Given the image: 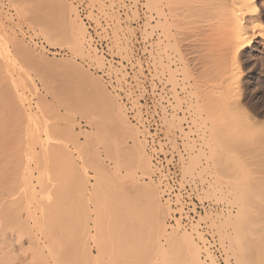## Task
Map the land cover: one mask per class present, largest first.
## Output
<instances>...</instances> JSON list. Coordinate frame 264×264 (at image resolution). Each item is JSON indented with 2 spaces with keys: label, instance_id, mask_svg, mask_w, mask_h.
Returning a JSON list of instances; mask_svg holds the SVG:
<instances>
[{
  "label": "rangeland",
  "instance_id": "rangeland-1",
  "mask_svg": "<svg viewBox=\"0 0 264 264\" xmlns=\"http://www.w3.org/2000/svg\"><path fill=\"white\" fill-rule=\"evenodd\" d=\"M48 1L0 0V95H2V97L0 96V120L1 118L3 120L0 122V127L2 126L0 129V188L3 190L2 197L0 194L2 205H0V215L3 212V215L6 216L5 223H8L9 220L13 223L11 220L14 219L13 224L17 226L14 229L13 224L12 227H8V224L2 222L4 217L0 216V264H190L186 251L180 244L183 240L182 233L184 236H190L196 243L202 264H209L211 260H213V264L215 263L210 254L211 260L207 256L208 253L204 247L206 242L204 234H209L218 243L225 255L224 264H238V260L241 261L240 257H244L243 255L246 253L245 245L248 242L259 244L261 236L264 234V158L261 155V150L259 151V147L256 146L258 142L254 145L258 151L253 147L251 155L247 152L227 151L233 153L230 154L223 152L218 146L214 147V150L211 149L210 146L215 144L214 142H207L209 145H206L205 139L201 141L199 139L202 136L199 133H201L200 128L203 125L206 126V136L211 130L208 127L207 131V125L211 124L210 119L209 122L203 120L205 116L207 117L205 113H209V110L204 101L202 103L197 96L200 95L202 84L203 89L207 87L204 85L206 83H209L208 86L212 89L211 85L214 86L217 80L214 73L210 74L209 70L215 60L213 58L215 55L210 56L213 54L210 49L215 45L220 46L222 43L219 42L224 40L221 24H218L222 15L219 13L218 19L215 10L219 1L204 0L206 1L205 8L201 9L204 16L201 14L203 16L201 18L200 11H195L199 9L196 0H187V2L181 0V3L178 2L180 0H174L177 1L175 2L177 7L173 6V1L171 9L174 10L175 7L177 12L172 11L171 15L174 17L172 19L175 20L176 26L170 22L171 26L168 27V24L161 23L164 21L162 16L154 14L155 10L150 8L148 0H85L92 11H96L100 18L110 22L111 26L107 24L106 29L110 27L109 31H111L114 45L122 56V60L131 58L133 53L131 39H134L135 44H141V58L137 59L136 63L134 62V68L139 76L143 78L148 76L150 60H154L156 63V58L154 59L153 56L156 54L154 42L158 43L159 53L165 57L170 52L177 57L176 63H169V67L164 69L165 82L170 87L169 93L173 88L177 94L174 100L177 99V101L176 105H171V113L164 115L163 121L167 131H180L184 135L183 147L186 153L183 165L184 173L193 176L200 184H206L205 188L200 190L199 200L210 202L216 205V208L218 207L216 210H208L198 215V218L188 227L181 224V218L178 220L172 218L173 214L182 213V208L175 207L178 203L172 207L162 198L160 186L153 178L155 171L149 153L146 151L144 133L138 125L129 119L126 105L123 104L119 95L108 88L99 74L90 69V65L86 61L90 60L87 58L90 54L85 40L82 52L75 51L68 43H65V40L64 42L63 39L60 38V40L57 33L55 34V29H58V19L65 14H62V11V13L57 12L59 9L56 6L53 7V0ZM58 1L66 5L67 8L63 11L69 12H65L66 17L61 18L59 22L63 20L61 23L65 25L64 19L67 17L66 21L68 22L76 18L77 23L86 33L83 23L76 15L74 0ZM201 1L203 2V0ZM192 2L196 4L194 5ZM183 3L186 5L192 3L189 5V9H192V6L197 8L189 10L188 6L186 7ZM260 3L264 11V0H260ZM164 5V1H161L156 6L160 9ZM92 11L90 17L98 19V16L94 15ZM152 13L156 16V20L161 19L159 22L161 25L156 26L153 19L149 20V15ZM194 14L196 16L199 14V16L196 17ZM192 20L195 22L193 21V23ZM186 23L191 24L193 28ZM153 24L157 28L153 27L152 30ZM194 32H196V38L193 36ZM202 32L204 33L202 34ZM199 38L200 40L195 42V39ZM201 38H205L204 43L200 42ZM221 38L222 41L215 42L216 39ZM205 42L207 43L203 50L206 51H203L202 54L206 57L202 55L199 58V54L196 53L201 48L198 45H204ZM210 42L218 44L214 45ZM255 42L253 51L246 49L241 57L244 75L240 94L242 102H244V98H247L249 104L251 103L244 107L254 114L257 122L264 124V42L262 43L258 37L255 38ZM194 45L193 49L196 51L197 58L194 57L192 63L190 58L192 59L193 54H190L192 52L190 46ZM207 46L208 49H206ZM177 47L181 48V54L177 51ZM221 47L220 50L224 51L225 44ZM195 48L199 50L197 51ZM217 48L212 50L216 51ZM224 52L226 53V50ZM208 53L210 54L208 55ZM218 55L216 56L218 57ZM97 58L94 57V60L101 64L100 59ZM94 60L91 61L95 62ZM203 60L205 62L208 60L207 63L209 60L212 62L208 63L209 66L208 64L200 66L199 64ZM158 61L161 63L162 59L159 58ZM204 61L202 63H205ZM97 63V66H102ZM199 66L204 70V74L208 75L209 73V77L203 76L204 74L202 75L204 78L198 76ZM73 69H79L82 74L78 72L79 70ZM159 69L161 72V67ZM165 73L160 76L164 77ZM89 79L96 80L102 90L115 100L116 105L114 106L122 111L125 124L120 126L112 109L104 107L101 111L100 93L88 85ZM211 80H215V82L211 84ZM195 82L199 84H193ZM195 85L196 88L193 87ZM210 88L209 92L213 93ZM193 95L197 97V102ZM7 98L9 102L6 100ZM11 101L19 109V114L16 112L17 110L15 111L18 116L14 112V116L12 114L13 105H9ZM186 101L190 104L184 105L183 102ZM83 105L86 106V109ZM231 106H224L227 116L230 114L228 109L231 110ZM13 108L15 110L14 106ZM83 108L85 111H82ZM205 108L207 109L205 110ZM95 111H99V113L97 112L99 115L94 114ZM256 111L260 113L257 115ZM13 118L17 120L14 122ZM187 121L190 124L187 130H184L183 124ZM101 123L102 125L99 127L98 125ZM103 125L105 129H103ZM214 127L212 128L214 129ZM254 135L259 140L258 146H264V134L255 133ZM203 136V138L206 137L205 133ZM133 137L136 138V143L142 148L148 159V167L143 172L137 171V174L132 166L133 154L131 153L130 157L129 151L133 147ZM2 149L3 151H1ZM232 160H237L236 164H233ZM13 178L14 180H12ZM12 187L16 189L12 190ZM145 188L147 191H144ZM12 191L14 192L11 193ZM144 195L147 199L144 198ZM148 196L157 198L158 204H156L162 211L160 219L155 220L157 218L155 208L158 207L149 200ZM14 197L20 198L17 203V200L12 201L15 199ZM2 198L4 201L1 200ZM9 201L13 202V205L16 204L11 207ZM3 205L6 207L2 208ZM13 208L21 210L19 209L18 212L13 210L14 214L12 215ZM8 209L10 210L7 211ZM238 211L240 212L238 215H242L239 218L249 217L254 223L257 222L260 225L255 227V232L258 233L255 237L252 236L253 238L246 237L248 230L241 226L247 232L243 230L246 233H244L245 235L242 233L240 245L243 251L239 255L228 246L230 241L231 243L235 242L229 238L233 231L229 228L228 222L234 221L232 215L235 216ZM15 219H17L16 222L18 221L17 224ZM154 220L156 223L159 220L160 223L157 224L162 226L159 227L155 223V226H158L155 228ZM3 226L4 228L1 229ZM23 227L26 228L25 231L22 229ZM21 229L24 233H21ZM258 229L259 231H257ZM172 231L176 232L175 238L169 234ZM49 237L51 245L47 239ZM29 239L30 242L31 239L36 241L30 243ZM32 243L34 244L32 245ZM257 248L259 247L256 246L255 249ZM7 250L9 254H5ZM254 251L252 250L251 255L249 254L251 258L253 257L251 262L256 257L257 252ZM245 257L244 264H248L250 259L247 258V255ZM252 263L256 264V261Z\"/></svg>",
  "mask_w": 264,
  "mask_h": 264
},
{
  "label": "bare ground",
  "instance_id": "bare-ground-1",
  "mask_svg": "<svg viewBox=\"0 0 264 264\" xmlns=\"http://www.w3.org/2000/svg\"><path fill=\"white\" fill-rule=\"evenodd\" d=\"M48 1V0H47ZM49 1H52V0H49ZM48 1V2H49ZM161 1H164V6H162V8H157V3H159V2H161ZM173 1L174 0H148V5L150 6V8H152V10H155L154 11V14L156 15H160V16H162L161 18H163V20L164 21H162L161 23L163 24V23H166V24H168V27L169 26H171V23H174V19H172V11H174V12H177V11H175V7L173 8L174 10H172L171 8L173 7V6H176L177 7V4L175 3V2H177V1H174V4H176V5H174L173 4ZM186 2H187V0H185ZM195 1V0H194ZM197 2L196 3H198L197 5H198V7H199V9H197V10H195L194 8H197V7H195V6H192V9H194L196 12H198V11H200V15L203 13V9L205 8V2L206 1H204L203 0V2L201 1V0H196ZM215 1V0H214ZM219 2H217V4H216V6H215V10H216V14H217V16L216 17H218V19H219V13L222 15V17H221V20L219 19V23L218 24H221L220 26L222 27V30H223V39L221 38V39H219V40H217L216 39V41L215 42H217V41H222L223 40V42H219V43H222V44H220V46L221 45H223L224 46V44H225V50H226V53L224 52V51H221L220 49H222V47L220 48V46L218 45V46H216L215 44H218V43H213V42H210V43H213L214 45H215V47L214 48H212V49H216L217 47H219V48H217V50L215 51V50H212V49H210L211 50V52L213 51V54H210V53H208V55L210 54V56L211 55H215V56H213V58L215 59L214 60V63L212 62V61H210L209 60V62H212V66H211V64H210V66L213 68H210V70H212L211 72H210V70H209V73L211 74L212 73V75H213V73H214V76H216V78H217V80H216V84L213 86V85H211L212 86V89L208 86L209 85V83H206V84H204L205 86H207V87H209L210 88V90H211V92L213 91V93H210L209 92V88H205V89H203V84L200 86L201 87V89H200V95H198L197 97L198 98H200V101H202V103H203V101H204V103L206 104L205 106L208 108V110H209V113H205V114H207V117L205 116L204 118L205 119H203V120H205V122H209V119H210V122H211V124L210 123H208V124H210L209 126L207 125V128L209 127L211 130L207 133L208 135L206 136V126H202V128H200V130H201V133H199V134H201L202 136H201V138H199V137H197V138H199L200 139V141L201 140H204L205 139V144L207 143V142H209V143H215V144H212V146H210V148L211 149H213L214 147H216V146H218V148H220L223 152H227V151H234V152H247V153H250V155L252 154V152H253V147H254V149L256 148V150H257V147H259L258 148V150L260 151V152H262L261 153V155H263L262 157L264 158V146H258V144H259V140H258V138H256L255 137V133H261V134H264V124L263 123H260V122H257V120L255 119V116H254V114L253 113H251L250 112V110H247V108H245L244 107V105H251V103L249 104V101L247 100V98H244V102H242V97H241V94H240V88L242 87V79H243V67H242V64H241V57H242V54H243V52L246 50V49H248V50H250V51H253V45H254V43H256L255 42V38L256 37H258L259 39H260V41L263 43L264 42V11H263V9H262V6H261V3H260V0H218ZM42 2H44V1H42ZM178 2H180L181 3V0L180 1H178ZM182 2H184V1H182ZM189 2V1H188ZM212 2V1H211ZM53 7L55 8V6L59 9H57L56 8V11L59 13V12H61L62 14H65L66 15V13H69V12H67V11H63L64 9L66 10V5L63 3V2H61V1H58V0H53ZM193 3V2H192ZM192 3L191 4H188V5H186V4H184L188 9L190 8L189 7V5H192ZM196 3H193L194 5L196 4ZM216 3V2H215ZM49 4V3H48ZM47 4V5H48ZM51 5H52V2L50 3ZM172 4H173V6H172ZM182 4V5H183ZM218 5V6H217ZM147 6V5H146ZM201 7V8H200ZM186 8V9H187ZM149 9V8H148ZM177 10H179V8H176ZM186 9H184V10H186ZM192 9H189V10H192ZM202 9V10H201ZM55 10V9H54ZM183 10V11H184ZM75 11H76V9H75ZM182 11V10H181ZM56 12V13H57ZM150 12V11H149ZM174 12H173V14H174ZM188 12V11H187ZM202 12V13H201ZM204 12H205V10H204ZM151 13V12H150ZM178 13H181V12H178ZM185 13V12H184ZM189 13H193V12H189ZM189 13H187V14H189ZM61 14V15H62ZM75 14V13H74ZM154 14L152 13V14H150L149 15V20H151V19H153L154 20V23L155 24H157L156 26H159V22L161 21V19H159V21L158 20H156L157 18H156V16H154ZM183 14V13H182ZM199 14L197 15V16H199ZM206 15H207V13H205ZM59 15V14H58ZM64 15V16H65ZM76 15L78 16V12L76 11ZM179 15V14H178ZM181 15V14H180ZM191 15V14H190ZM195 15V14H194ZM203 16H204V14H202ZM201 15V18L203 17ZM56 16H57V14H56ZM64 16L62 15V17H60L59 19H58V22H59V20H61V18L63 19L64 18ZM69 16V15H68ZM71 16V15H70ZM76 16V17H77ZM160 16H158V17H160ZM171 16V17H170ZM174 16H175V14H174ZM176 16H177V14H176ZM182 16V15H181ZM196 16V15H195ZM196 16V17H197ZM59 17V16H58ZM66 17V16H65ZM179 17V16H178ZM192 17V16H191ZM190 17V18H191ZM196 17H194V18H196ZM208 17V16H207ZM68 18V17H67ZM67 18L66 19H64L65 21L67 20ZM78 18H79V16H78ZM174 18V17H173ZM176 18V17H175ZM184 18V17H183ZM69 19H71V17H69ZM68 19V20H69ZM80 19V18H79ZM186 19H187V16H186ZM191 19H193V18H191ZM208 19V18H207ZM64 21V23H65V25H66V22H67V25H66V27H64L65 25H63V23H61V22H63V20L61 21V22H59V23H61V24H59L58 22H57V26H58V29H55V34L59 37V39L61 38V39H63L62 41L64 42V40H65V43L67 44L68 43V45L69 46H71V48H73L75 51H81L82 52V47H83V43H84V40H85V42L87 43V47H88V53L90 54L89 55V57H87V58H89L90 60H94V57H95V59L98 57L99 59H100V63L101 64H99V63H97L95 60V62L97 63V64H99V65H105V63H104V60H102V57L100 56V54L93 48V47H91L90 46V39H89V36L87 35V31H86V33H85V30L83 29V28H81V26H80V24L79 23H77V21H76V18L75 19H72V20H69V22L68 21H66L65 22ZM81 21V20H80ZM177 21V20H176ZM188 21V20H187ZM189 21H191L190 19H189ZM194 20H192V22H193ZM196 21H197V19H196ZM202 21H203V19H202ZM206 21V20H205ZM171 22V23H170ZM195 22V21H194ZM193 22V23H194ZM201 22V21H200ZM200 22H198V23H200ZM179 23H180V21H179ZM184 23V22H183ZM193 23H192V25H193ZM197 23V22H196ZM217 23V22H216ZM215 23V25H217ZM155 24H153L152 25V30H153V27L156 29L157 27H155ZM176 24H178V23H176ZM186 24H188V23H186ZM61 25V26H60ZM161 25V24H160ZM174 25H175V23H174ZM180 25H182V24H180ZM184 25H185V23H184ZM188 25H190L191 26V24H188ZM176 26V25H175ZM179 26V25H178ZM177 26V27H178ZM186 26V25H185ZM204 26V25H203ZM60 27V28H59ZM192 27V26H191ZM205 27V26H204ZM221 27H220V29H221ZM62 28V29H61ZM179 28V27H178ZM193 28V27H192ZM201 28V27H200ZM216 28L218 29V27L216 26ZM215 28V29H216ZM59 29H60V31H59ZM86 29V28H85ZM194 29H196V28H194ZM198 29V28H197ZM196 29V30H197ZM203 29V28H202ZM183 30V29H182ZM192 30V29H191ZM207 30V29H206ZM219 30V29H218ZM218 30L216 31L217 33H218ZM221 30V31H222ZM56 31H59V32H56ZM180 32H182L181 30H179ZM184 31V30H183ZM186 31V30H185ZM188 31V30H187ZM170 32V31H169ZM207 32V31H206ZM210 32V31H209ZM215 32V31H214ZM85 33V34H84ZM179 34V32L177 31L176 32V34ZM190 33H191V31H190ZM195 33L196 32H194V34H193V36H195ZM201 33V32H200ZM204 32H202V34H203ZM213 33V32H212ZM222 33H221V35H222ZM55 34H53V35H55ZM177 34V35H178ZM192 34V33H191ZM198 34V31H197V33H196V35ZM172 35V34H171ZM217 35H219V34H217ZM151 36V35H150ZM176 36V35H175ZM186 36V35H185ZM188 36V35H187ZM198 36H199V34L197 35V38H198ZM202 36H204V35H202ZM207 36V35H206ZM206 36H204V37H206ZM53 37V36H52ZM56 37V36H55ZM192 37V36H191ZM200 37H201V35H200ZM219 37H221V36H219ZM218 37V38H219ZM167 38H168V36H167ZM194 38H196V36L194 37ZM208 38V37H207ZM213 38V37H212ZM56 39H58V38H56ZM60 39V40H61ZM185 39H187V38H185ZM205 39V38H204ZM204 39H202L201 38V40L202 41H200V42H203V40ZM200 40V38L199 39H195V42L196 41H199ZM207 40V39H206ZM211 40V39H210ZM59 41V40H58ZM67 41V42H66ZM190 41H192V40H190ZM213 41V40H212ZM194 42V41H193ZM199 42V43H200ZM208 42V41H207ZM207 42H205V44L203 45V44H199L198 45V47L199 48H201L200 49V51H198L199 49H196V48H198V47H196L195 49L198 51V53H196V54H199V58H201L202 57V52L204 51L203 50V48H204V46L206 45V43ZM60 43H62V42H60ZM204 43V42H203ZM209 43V42H208ZM164 44L166 45V43L164 42ZM196 44V43H195ZM157 45H158V43L157 42H154V46H155V51H156V54H153V56H154V59L156 58V61H158L159 60V58H161L162 59V61H161V63H159V65H160V67H161V72H160V74H162V73H165V67H169V63H171V64H173V63H176L177 61V57H175L174 55H173V53H169L168 54V56L167 57H165L162 53H159V48L157 47ZM197 45V44H196ZM208 45V44H207ZM161 46V45H160ZM212 46V45H211ZM173 47V46H172ZM193 47H195V45L194 46H190V51H192V52H190V54L192 55L193 54V57H192V59L190 58V61L192 60V63H193V58L194 57H196L197 58V55L195 54V52L196 51H194V49H193ZM210 48V47H209ZM162 49V48H161ZM180 47H177V51L181 54V52H180ZM206 49H208V46H207V48ZM219 49V50H218ZM206 51V50H205ZM204 51V52H205ZM218 51V52H217ZM221 53H220V52ZM203 52V53H204ZM207 52H208V50H207ZM215 52H217V54H215ZM227 54V56H225V54ZM93 54V56H92V54ZM218 53H219V55H218ZM224 55H223V54ZM245 54V53H244ZM207 55V54H206ZM216 55H218V57L216 56ZM180 56V55H179ZM201 56V57H200ZM204 56V55H203ZM204 57H206V56H204ZM209 57V56H208ZM216 57H217V60H216ZM224 57H225V59H224ZM97 58V59H98ZM180 58H182V57H180ZM211 58V60H212V57H210ZM203 59V58H202ZM207 59V58H206ZM205 59V60H206ZM179 61H181L180 59H178ZM254 60H255V58H254ZM196 61V60H195ZM204 61V60H203ZM202 61V62H203ZM208 61V60H207ZM207 61L205 62V63H198L200 66H201V64H204L205 66L209 63H207ZM197 62V61H196ZM181 63V62H180ZM262 63H263V61H262ZM178 66V65H177ZM176 66V67H177ZM199 66V67H200ZM208 66H209V64H208ZM207 66V67H208ZM214 66V67H213ZM184 67V66H183ZM204 67V66H203ZM206 67V68H207ZM253 67V66H252ZM66 68V67H65ZM64 68V69H65ZM205 68V67H204ZM209 68V67H208ZM67 69V68H66ZM198 69V68H197ZM202 68L200 67L199 68V70H198V76H200V78H204V77H202V75L204 74L203 72H204V70L202 69ZM73 70H75V69H73ZM76 70H79V69H76ZM75 70V71H76ZM153 70L156 72V68L154 67L153 68ZM170 70V69H169ZM173 71V70H172ZM175 71V70H174ZM193 71V70H192ZM80 74H82L81 72H80V70L78 71ZM155 72L152 74V75H155ZM207 73H208V71H207ZM209 73H208V75L205 73L203 76H206L207 75V77H209ZM175 74H176V72H175ZM188 74V73H187ZM211 75V76H212ZM164 77H165V79H164V83L166 84V82H165V80H166V73H165V75H164ZM213 77V76H212ZM199 78V79H200ZM215 78V79H216ZM162 79V80H163ZM187 79V78H186ZM194 79V78H193ZM198 79V80H199ZM211 79V78H210ZM213 79V78H212ZM188 80V79H187ZM207 80H208V78H207ZM193 81V80H192ZM195 81V80H194ZM208 81H210V80H208ZM207 81V82H208ZM199 82V81H198ZM212 82L214 83L215 82V80L213 81V80H211V84H212ZM87 83H88V85H90L91 87H92V89H95V90H97L99 93H100V102H102L101 103V111H102V109L104 108V107H106V108H110V109H112V113H113V115H114V117H115V119L119 122V124H120V126L121 125H123V124H125V122H124V115L122 114V111L120 110V108H116V106H114V105H116L115 104V100L112 98V97H110L108 94H106L105 93V91H103L102 90V87L100 86V84L96 81V80H93V79H89L88 81H87ZM197 82H195V83H193V84H196ZM200 83H203V82H201L200 81ZM197 84H199V83H197ZM188 85V84H187ZM198 86V85H197ZM204 86V87H205ZM261 86V85H260ZM193 87H195L196 88V85L195 86H193ZM184 88V87H183ZM197 90H199L198 88H197ZM197 90H194V91H197ZM202 91V92H201ZM188 93V92H187ZM193 93V92H192ZM195 93V92H194ZM193 93V94H194ZM197 94H199L198 92H196ZM197 94H195V95H197ZM5 95V94H4ZM175 95L177 96V94H176V91L172 88L171 89V94H170V98H172V101L168 98L166 101H165V104L166 105H176V101H177V99H175L174 100V97H175ZM187 95V94H186ZM195 95H193V97H194V100H195V102H197L196 101V99H197V97L195 96ZM1 97H2V95H0ZM192 96V95H191ZM214 96V97H213ZM188 97V96H187ZM216 97V98H215ZM6 98V97H5ZM250 99V98H249ZM8 102H9V100H8V98L6 99ZM11 100V99H10ZM198 100V99H197ZM6 101V102H7ZM2 102V101H1ZM3 102H5V101H3ZM178 103V102H177ZM187 103H188V101H186L185 103L183 102V104L184 105H187ZM5 104V103H4ZM10 104H12V101L9 103V105ZM13 104H15V103H13ZM12 104V105H13ZM182 104V105H183ZM188 104H190V103H188ZM193 104H195V103H193ZM259 104V103H258ZM6 105V104H5ZM8 105V106H9ZM196 105H197V103H196ZM225 105H232L231 107H230V109L231 110H229L228 109V111H230V114H228L229 116H227V112H225L224 111V106ZM254 105V104H253ZM3 106V105H2ZM13 106L15 107V110H14V108H13ZM12 106V114H13V112L15 113V111L18 113V108H16V105H13ZM84 106V108L86 109V106L85 105H83ZM203 106V105H202ZM204 106V107H205ZM256 106V105H255ZM7 107V106H6ZM11 107V106H10ZM99 107V108H100ZM3 108H5V107H3ZM7 108H9V107H7ZM83 108V110L82 111H85V109ZM195 108V107H194ZM207 108H205V110L207 109ZM81 109H82V105H81ZM81 109H80V112H81ZM8 110V109H7ZM194 110V109H193ZM125 111H126V109H125ZM195 111V110H194ZM197 111V110H196ZM9 112V111H8ZM11 112V111H10ZM98 113H99V111H97ZM96 111L94 112V114L95 113H97ZM199 112V111H198ZM207 112V111H206ZM224 112H225V114H226V116H225V114H224ZM17 113H15V115L17 114ZM20 113V112H19ZM18 113V114H19ZM83 113V112H82ZM85 113V112H84ZM97 113V114H98ZM260 112L258 111H256V114L258 115ZM1 114V113H0ZM18 114L16 115V116H18ZM11 115V114H10ZM99 115V114H98ZM197 115H199V114H197ZM13 116H14V114H13ZM20 116V115H19ZM200 116V115H199ZM224 116H225V118L228 120V123H227V120L224 118ZM2 117V116H1ZM17 118V117H16ZM20 118V117H19ZM18 118V119H19ZM100 118V117H99ZM14 119V122H15V120H17V119H15V118H13ZM1 120H2V118H1ZM1 120H0V122H1ZM226 120V121H225ZM243 120V122H241V121ZM3 121V120H2ZM13 121V120H12ZM229 121H230V124H229ZM13 122V123H14ZM130 122V121H129ZM205 122H203V123H205ZM3 123V122H2ZM229 124V125H228ZM14 125V124H13ZM20 125V124H19ZM100 125H102V123L101 124H99L98 126L100 127ZM244 125V126H243ZM16 126V125H15ZM104 126V125H103ZM103 126H101V127H103ZM215 126V127H214ZM2 127V126H1ZM0 127V129H2ZM19 127V126H18ZM108 127V126H107ZM114 127H116V126H114ZM118 127V126H117ZM137 127V126H136ZM212 127H214V129L212 128ZM5 128V127H4ZM3 128V129H4ZM15 128V127H14ZM17 128V127H16ZM209 128L207 129V131L209 130ZM103 129H105V126H104V128ZM15 131V130H14ZM106 131V130H105ZM250 132H255V133H251L250 134ZM2 133V132H1ZM204 133H205V138H203L204 136ZM3 134V133H2ZM14 134V133H13ZM259 135V134H258ZM12 136V135H11ZM2 137V136H1ZM15 138V137H14ZM85 138V137H84ZM203 138V139H202ZM108 139H110V138H108ZM142 139H144V138H142ZM5 140V139H4ZM16 140V139H15ZM111 140V139H110ZM145 140V139H144ZM144 140H142V141H144ZM132 141H133V147L131 148V149H129V151H130V157H131V153L133 154V157H132V166H133V169L135 170V173L137 174L138 172L137 171H141V172H143L144 171V169H146L147 167H148V159L146 158V156H145V154H144V152H143V150H142V148L136 143V138H134L133 137V139H132ZM190 141H192V140H190ZM212 141V142H211ZM256 142H258L257 143V147H255L254 145L256 144ZM102 143V142H101ZM112 143H113V140H112ZM146 143V142H145ZM191 143V142H190ZM186 144V148L188 149V147H187V142L185 143ZM108 145V144H107ZM206 145H209L208 143L206 144ZM113 146H114V143H113ZM147 148V147H146ZM209 148V149H210ZM211 149H210V151H211ZM50 150V149H49ZM118 150V149H117ZM214 150V149H213ZM257 150V151H258ZM1 151H3V149L1 150ZM7 151V150H6ZM111 151V150H110ZM114 151V150H113ZM147 151V150H146ZM257 151H255V152H257ZM19 152V151H18ZM118 152H120V151H118ZM254 152V153H255ZM5 153V152H4ZM147 153H148V151H147ZM227 153H230V154H233V153H231V152H227ZM241 154V153H240ZM255 154H258V153H255ZM260 154V153H259ZM149 155V154H148ZM150 156V155H149ZM257 156V155H256ZM151 158V157H150ZM219 159H220V157H219ZM226 159V158H225ZM231 159V158H230ZM234 160V159H233ZM232 160V162H233V164H236V162L235 161H237V160H235V161H233ZM152 161V160H151ZM199 161V160H198ZM202 162H204V161H202ZM231 162V161H230ZM229 162V163H230ZM257 162L259 163V161H258V159H257ZM260 163H261V161H260ZM224 164V163H223ZM232 165V164H231ZM186 166V165H185ZM2 168V167H1ZM153 169H154V167H153ZM154 171H155V169H154ZM2 172V171H1ZM155 173V172H154ZM1 174V173H0ZM1 176V175H0ZM19 177V176H18ZM14 178H15V176H14ZM14 178L12 179V180H14ZM132 180H133V178H132ZM24 181V180H23ZM25 182V181H24ZM12 183H14V182H12ZM18 185H19V183H18ZM23 185V184H22ZM21 185V186H22ZM50 185V184H49ZM15 186V185H14ZM17 186V185H16ZM15 186V187H16ZM48 186V185H47ZM47 186H46V188H47ZM2 187V186H1ZM14 187V188H15ZM23 187H25V186H23ZM27 187V186H26ZM13 187L11 188L12 190H15ZM3 189V188H2ZM34 189V188H33ZM146 190H144V191H147V188H145ZM0 190H1V188H0ZM23 190V189H22ZM83 190V189H82ZM3 190H1L0 192V194H1V197L3 196L2 195V192ZM7 191V190H6ZM11 191V190H10ZM14 191H12L11 193H13ZM19 192V191H18ZM27 192V191H26ZM81 192H83V191H81ZM4 193H5V191H4ZM145 193V192H144ZM7 194V193H6ZM10 194V193H9ZM17 194V193H16ZM146 194V193H145ZM155 194V193H154ZM153 194V195H154ZM151 195V194H150ZM0 197V198H1ZM10 197V196H9ZM8 197V198H9ZM147 197V196H146ZM150 196H148V198H149ZM156 197V196H155ZM15 198V197H14ZM33 198V197H32ZM144 198H145V195H144ZM150 198H154V197H150ZM149 198V200L151 201V202H154L155 204L157 203V198H154L153 200H155V201H153V200H151ZM18 199H20V198H18ZM18 199H14V200H12V201H16V203L18 202ZM145 199H147V198H145ZM1 200H3V198L1 199ZM4 201V200H3ZM20 201V200H19ZM176 201H178V199L176 200ZM10 202L11 201H9V204H10ZM166 202V201H165ZM4 202H2V204H3ZM15 203V204H16ZM167 203V202H166ZM178 202H176V204H177ZM5 204V203H4ZM14 204V205H15ZM45 204V203H44ZM158 204V203H157ZM156 204V205H157ZM0 205H1V203H0ZM13 205V202H11V207H13L14 206ZM19 205H21V204H19ZM156 205H155V207H156ZM170 205V204H169ZM2 206V205H1ZM1 206H0V208H1ZM4 206L5 205H3V207L2 208H4ZM171 206V205H170ZM6 207V206H5ZM11 207H10V209H11ZM16 207V206H15ZM20 207H22V205L20 206ZM45 207V206H44ZM51 207V206H50ZM157 207H158V205H157ZM176 207V206H175ZM9 208V207H8ZM180 208H182V213H183V206L182 205H180L179 207H178V209H180ZM6 209V208H5ZM10 209H8L7 211H9ZM20 209V208H19ZM19 209H16V210H14V208L11 210V212H12V215L14 214V212H13V210L14 211H17L18 212V210ZM156 209V219L155 220H157L159 217L161 218V216H160V214L162 215V211L160 210V208L158 207V208H155ZM154 209V210H155ZM1 210V209H0ZM21 210V209H20ZM7 211L6 210H4V212H6L7 213ZM210 211V210H209ZM213 211V210H212ZM237 211V210H236ZM6 213H5V215H6ZM36 213V212H35ZM182 213H180V214H182ZM238 213H240L239 211L235 214V216L234 215H232L233 217V219H234V221H232V222H228L229 223V225H230V227L229 228H231L232 229V235H230V239L233 241H235V242H239V244L241 243V240H242V236H243V234L244 233H246L247 231H246V229L248 230V233H249V235H248V233H246V237H252V236H256V234L258 233V232H255V227H257L258 225H259V223L257 224V222L256 223H254L253 222V220H250V218L249 217H247L246 219L244 218H239V217H241L242 215H238ZM4 213L2 212V214L0 215L1 217L3 216L4 218L1 220L2 222H4L6 219H5V217L6 216H4L3 215ZM8 214V213H7ZM9 215V214H8ZM18 215H19V213H18ZM34 215V214H33ZM15 216H17V214L15 213ZM43 216H44V214H43ZM238 216V217H237ZM260 216V215H259ZM32 217V216H31ZM9 218V217H8ZM15 218V217H14ZM18 218H21V217H18ZM17 218V219H18ZM159 218V219H160ZM173 219H174V217H172ZM228 218V217H227ZM239 218V219H238ZM5 219V220H4ZM9 219H11V218H9ZM17 219H15V222H16V220ZM242 219V220H241ZM248 219V220H247ZM155 220H154V226L158 223H160V221L158 220L157 221V223L155 222ZM247 220V221H246ZM11 221H13V223H14V219H12ZM19 221H20V219H19ZM1 222V223H2ZM10 222V220L8 221V223H5L8 227H12L14 224L13 223H9ZM27 222V221H26ZM3 223V224H4ZM18 223V221L16 222V224ZM21 223H23V222H21ZM20 223V224H21ZM156 223V224H155ZM227 223V224H228ZM13 224V225H12ZM24 224V223H23ZM22 224V225H23ZM157 224V225H158ZM5 225V226H6ZM21 226V225H20ZM25 226V225H24ZM153 226V225H152ZM159 227H161L162 225H158ZM158 226H155V228L156 227H158ZM245 227L246 229H242V227ZM260 226V225H259ZM258 226V227H259ZM8 227H5V228H8ZM14 227H17V226H13V229H14ZM28 227V226H27ZM227 227V226H226ZM2 228H4V226L3 227H1V229ZM20 228V227H19ZM154 228V227H153ZM10 229H12V228H10ZM18 229V228H17ZM22 229H24V227L22 228ZM22 229H21V233H24V231L26 230V228L24 229V231H22ZM85 229V228H84ZM257 229V228H256ZM8 230V229H7ZM44 230H46V229H44ZM52 230V229H51ZM50 230V231H51ZM158 230V229H157ZM243 230L244 231H246V232H243ZM5 231V230H4ZM3 231V232H4ZM14 231V230H13ZM15 231H16V229H15ZM257 231H259V229L257 230ZM11 232V231H10ZM18 232H20V231H18ZM28 232V231H27ZM30 232V231H29ZM47 232V231H46ZM231 232V231H230ZM8 233V232H7ZM17 233V232H16ZM16 233H15V235H16ZM45 233V232H44ZM84 233V232H83ZM243 233V234H242ZM14 234V233H13ZM47 234V233H46ZM49 234V233H48ZM170 234V236L172 237V238H175V236H176V232L175 231H172L171 233H169ZM168 234V235H169ZM183 234V240H182V242H180V244H182V248L184 247V251H186V254H187V257H188V260L190 261V264H202V261L200 260V257H199V250H198V247H197V245H196V243L195 242H193V240L191 239V237L190 236H188V235H186V236H184V233H182ZM4 235V234H3ZM2 235V236H3ZM7 235V234H6ZM18 235V234H17ZM229 235V234H228ZM228 235H226V236H228ZM245 235V234H244ZM261 235V234H260ZM263 236H261V241L259 242V244H255L256 242H248L247 243V245H245V247L246 248H244L246 251V253L243 255L244 257H240V264H244L245 263V256L247 255V258L249 257V259H250V261L248 262V264H253L252 262L254 261H256V264H264V234H262ZM50 236V235H49ZM182 236V235H181ZM20 237V236H19ZM245 237V236H244ZM21 238V237H20ZM27 238H30V237H27ZM253 238V237H252ZM16 239V238H15ZM45 239V238H44ZM47 239H49V242H50V237L49 238H47ZM177 239V238H176ZM8 240V239H7ZM27 240V239H26ZM11 241V240H10ZM32 241H36V240H33V239H31V242ZM251 241H253V240H251ZM5 242H6V240H5ZM4 242V243H5ZM29 242H30V239H29ZM30 242V243H31ZM41 242V241H40ZM2 243V242H1ZM13 243H15V242H13ZM35 243V242H34ZM34 243H32V245L34 244ZM230 243H231V241H230ZM3 244V243H2ZM2 244H1V246H2ZM6 244V243H5ZM36 244V243H35ZM47 244V243H46ZM41 245H42V242H41ZM50 245H51V242H50ZM254 245H256L257 247H259V248H257V249H255L256 248V246L254 247ZM7 246V245H6ZM5 246V247H6ZM12 246V245H11ZM14 246V245H13ZM18 246V245H17ZM22 246V245H21ZM20 246V247H21ZM45 246V245H44ZM4 247V246H3ZM42 247V246H41ZM44 248V247H43ZM4 249V248H3ZM23 249H24V247H23ZM206 249V248H205ZM254 249H255V251L257 252H255L254 251ZM2 250V249H1ZM5 250V249H4ZM3 250V251H4ZM50 250H51V247H50ZM207 250V249H206ZM254 251L255 253H256V257L253 259V261L251 262V259L253 258H251L250 257V255H251V251ZM2 251V252H3ZM11 251V250H10ZM9 251V252H10ZM22 252V251H21ZM48 252V251H47ZM8 253V250L5 252V254H7ZM49 253H50V251H49ZM207 256H208V258L210 257L209 256V254L212 256V258L214 259V262L216 263V264H218L217 263V261H215L216 260V258L214 257V255H212L211 253H209L208 252V250H207ZM9 254V253H8ZM250 254V255H249ZM254 254V253H253ZM14 255V254H13ZM20 255V254H19ZM18 255V256H19ZM5 257L7 256V255H4ZM17 256V257H18ZM42 256V255H41ZM254 256V255H253ZM32 259V258H31ZM244 259V260H243ZM14 260H16L15 258H14ZM22 260V259H21ZM209 260H211V257H210V259ZM17 261H19V260H17ZM34 261V260H33ZM237 261V260H236ZM235 261V262H236ZM4 262V261H3ZM16 262V261H15ZM22 262V261H21ZM213 262V260H211V264H213L212 263ZM20 263V262H19ZM33 263V262H32ZM209 263V264H210ZM214 263V264H215ZM237 263V262H236ZM21 264V263H20Z\"/></svg>",
  "mask_w": 264,
  "mask_h": 264
},
{
  "label": "built area",
  "instance_id": "built-area-1",
  "mask_svg": "<svg viewBox=\"0 0 264 264\" xmlns=\"http://www.w3.org/2000/svg\"><path fill=\"white\" fill-rule=\"evenodd\" d=\"M74 6L86 28L90 46L100 54L105 63L103 66H97L95 62L87 59L90 69L99 74L108 88L119 95L126 105L129 119L144 133L147 151L155 169L153 178L160 186L163 200L172 207L176 202H178L176 207L183 206V213H175L172 217L177 220L181 218V224L188 227L198 215L218 209L210 202L199 200L200 190L204 189L206 184H200L193 176L184 173L186 153L183 147V133L167 131L165 127L164 115L171 113V105H166L165 101L168 98L171 100L169 97L171 93L169 85L164 83L165 78L160 76L159 61L154 63V60H150L148 76L146 78L139 76L134 68V62L141 58V44H135L134 39H131L130 43L133 44L131 58L122 60L114 45L110 27L106 29L110 22L100 18L96 11H92L85 0H74ZM91 11L98 19L90 17ZM154 67L156 72L153 70ZM154 72L155 75H152ZM189 124V121L183 124L184 130H187ZM204 236L206 240L204 247L214 255L218 264H224L225 255L218 243L209 234Z\"/></svg>",
  "mask_w": 264,
  "mask_h": 264
},
{
  "label": "clouds",
  "instance_id": "clouds-1",
  "mask_svg": "<svg viewBox=\"0 0 264 264\" xmlns=\"http://www.w3.org/2000/svg\"><path fill=\"white\" fill-rule=\"evenodd\" d=\"M229 248L236 253L237 255H239L240 252L243 251L242 246L239 244V242H232L229 245ZM238 264H240L239 260H238Z\"/></svg>",
  "mask_w": 264,
  "mask_h": 264
}]
</instances>
